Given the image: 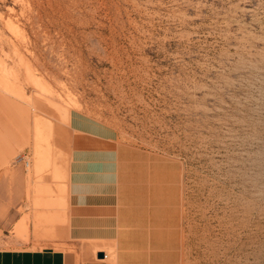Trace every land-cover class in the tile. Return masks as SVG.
Listing matches in <instances>:
<instances>
[{
	"label": "rangeland",
	"instance_id": "374dc122",
	"mask_svg": "<svg viewBox=\"0 0 264 264\" xmlns=\"http://www.w3.org/2000/svg\"><path fill=\"white\" fill-rule=\"evenodd\" d=\"M72 112L119 139L120 234L86 263L264 264V0H0L6 247L80 258Z\"/></svg>",
	"mask_w": 264,
	"mask_h": 264
},
{
	"label": "crops",
	"instance_id": "0c3cea01",
	"mask_svg": "<svg viewBox=\"0 0 264 264\" xmlns=\"http://www.w3.org/2000/svg\"><path fill=\"white\" fill-rule=\"evenodd\" d=\"M70 129L73 138L68 170L67 232L79 260L74 250L51 244L34 248L30 241L21 246L6 247L1 243L4 238L0 235V264H89L85 258L91 248L85 244L103 243L119 237L118 134L114 128L79 112H72ZM6 185L7 178L0 166V194ZM3 205L0 198V232L5 233L9 224L2 221ZM99 252L101 249L96 255Z\"/></svg>",
	"mask_w": 264,
	"mask_h": 264
},
{
	"label": "bare ground",
	"instance_id": "6f19581e",
	"mask_svg": "<svg viewBox=\"0 0 264 264\" xmlns=\"http://www.w3.org/2000/svg\"><path fill=\"white\" fill-rule=\"evenodd\" d=\"M1 153V152H0ZM3 159V158H2ZM1 160V159H0ZM2 164V163H1ZM37 168V166H36ZM38 169V168H37ZM39 170V169H38ZM37 170V171H38ZM38 175V174H37ZM22 221V220H21ZM19 222L20 224L16 227V231H17V235L16 237L19 238L21 237L23 234H25V232L27 231V226L25 225V221Z\"/></svg>",
	"mask_w": 264,
	"mask_h": 264
},
{
	"label": "water",
	"instance_id": "95a60500",
	"mask_svg": "<svg viewBox=\"0 0 264 264\" xmlns=\"http://www.w3.org/2000/svg\"><path fill=\"white\" fill-rule=\"evenodd\" d=\"M97 256L99 257V258H103L104 256H105V253L104 252H99L98 254H97Z\"/></svg>",
	"mask_w": 264,
	"mask_h": 264
}]
</instances>
